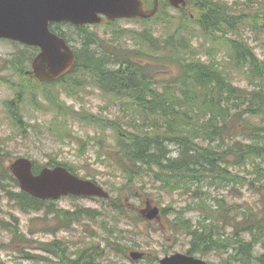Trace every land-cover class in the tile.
Returning a JSON list of instances; mask_svg holds the SVG:
<instances>
[{"label":"trees","instance_id":"trees-1","mask_svg":"<svg viewBox=\"0 0 264 264\" xmlns=\"http://www.w3.org/2000/svg\"><path fill=\"white\" fill-rule=\"evenodd\" d=\"M194 4L199 8L195 21L186 11L179 12V17L172 16L161 4L165 12L161 10L155 18L165 16L161 23L176 29L167 37H157L151 27L134 30L131 48L104 45L98 37H81L76 49L77 66L63 85L69 94L76 95L78 87L83 86L80 73H88L105 93L130 101L124 109V121L119 117L107 124L122 132L112 153L128 180L120 190L152 181L188 195L194 207L191 210L199 211L198 219L194 224L180 211L173 226L188 230L191 253H217L221 256L219 264H264V59L244 41L226 36L236 31V17L226 3L189 0V5ZM192 22L206 39L219 41L229 49L231 67L195 57ZM54 26L55 32L66 37ZM37 51L33 47L27 54L20 52L10 64L21 73ZM211 52L209 48L208 58ZM163 62L174 65V70ZM233 70L246 76V86L234 82ZM26 79L15 84L16 96L8 103L13 123L20 127L24 116L15 109L19 110L25 98L29 97L34 106L43 104L33 79ZM44 97L62 110L59 93L46 91ZM93 117L92 122H97ZM61 163L56 159L47 165ZM69 169L76 172L73 167ZM7 184L12 185V191ZM17 185V179L2 164L0 189L7 198L24 213L45 210L54 215L59 221L57 232L70 229L84 218H94L87 208L58 210L53 202L14 191ZM220 191L224 194L219 195ZM245 192L256 196V201L236 199ZM211 200L213 205L209 204ZM116 202L110 209L124 213V206ZM6 228L13 241L27 242L17 219L13 227ZM43 246L50 251L63 249L57 240Z\"/></svg>","mask_w":264,"mask_h":264},{"label":"rangeland","instance_id":"rangeland-1","mask_svg":"<svg viewBox=\"0 0 264 264\" xmlns=\"http://www.w3.org/2000/svg\"><path fill=\"white\" fill-rule=\"evenodd\" d=\"M218 3L226 2L230 12L236 17L234 22L236 31L229 36L244 41L261 58L264 59V1L263 0H214ZM164 9L170 15L179 17L178 9L173 8L166 0L162 1ZM161 10V9H160ZM165 11L162 10L161 13ZM188 14L195 21L198 15L197 9L189 7ZM240 21V23L238 22ZM193 29H198L194 22ZM116 27V28H115ZM144 27H152L157 37H167L176 27L172 24L167 28L157 21H133L121 20L118 25L92 26L89 34L100 37L104 45H116L122 49L133 47L132 31H142ZM115 28V29H114ZM62 30L68 32L72 44L79 45L81 37H86L73 25H62ZM115 37H123L115 39ZM196 44L203 43L209 46L203 37L194 38ZM29 47L9 40H0V168L8 165L15 157H27L43 165L50 159L67 162L78 169V174L95 178L113 197L123 198L126 203L127 215L109 216L107 208H103L102 200L72 197H63L56 202L59 208H73L75 206L92 207L103 215L98 219H87L82 225L76 224L68 231L52 233L49 229H55L57 223L50 217H45L43 212L24 214L17 208L14 201H9L6 192L0 190V264H64V261L77 259L83 251V257H90L100 264H159L160 258L174 252H186L189 248L190 237L183 233L176 234L170 229L171 219L176 209H186L188 217L197 219L198 212L192 211L191 198L183 193L168 191L154 183H147L133 195L131 192L120 190L125 183L122 173L117 170L113 161L109 159V153L113 151L116 134L113 131L101 130L95 124H91L92 115L104 118H116L121 114V104L113 97L105 95L93 76L88 73L80 74V83L85 87L79 89L77 96L71 97L65 92L63 99L74 111L67 116H60L58 123L51 126L54 112L50 107L34 108L27 102L22 106L23 116L27 121L25 129L17 127L11 120L5 108V102L10 100L15 92L9 86L10 82H22L12 70L4 71L6 60L11 55L20 52H29ZM119 50V48H115ZM111 50V49H110ZM226 49L215 45L213 52L222 65L229 68ZM195 57L206 52L205 48H198ZM174 63V62H173ZM169 70H174V65L163 62ZM234 82L242 86L248 84L246 76L242 72H235ZM40 93V92H39ZM124 103V100H121ZM48 103V102H47ZM88 112L86 118L80 115ZM125 115H122V117ZM66 119L67 126L60 124ZM175 150V147H171ZM4 181H2L3 183ZM114 184L116 190L111 191ZM14 190H17L14 188ZM150 199L154 204L163 209H168L167 215H163L161 222H148L138 218L141 208L145 206V200ZM236 199L255 202L256 196L246 192L245 196ZM213 205L214 201H210ZM105 206V205H104ZM20 220V227L27 238L19 243L13 241L11 231L6 227H13L15 218ZM177 235V236H175ZM58 240L67 245L68 251L64 260L55 254L44 252V244ZM113 245L117 249H113ZM140 250L146 252V258L141 261H133L129 252ZM212 263L221 262V256L211 254L204 256ZM145 261V263H144Z\"/></svg>","mask_w":264,"mask_h":264},{"label":"water","instance_id":"water-1","mask_svg":"<svg viewBox=\"0 0 264 264\" xmlns=\"http://www.w3.org/2000/svg\"><path fill=\"white\" fill-rule=\"evenodd\" d=\"M175 6L184 0H170ZM158 8L147 9L142 0H0V38H11L41 47L33 62V70L42 81H52L67 74L75 65L74 51L65 39L50 30V22L69 21L74 24L107 23L101 15L114 20L122 17H150ZM21 188L40 198H58L61 194L99 195L105 193L88 180L80 179L64 167L45 168L38 175L32 172V163L20 158L11 164ZM158 209L149 211L154 218ZM134 257L141 254L133 253ZM163 264H207L192 257L176 254L162 260Z\"/></svg>","mask_w":264,"mask_h":264}]
</instances>
